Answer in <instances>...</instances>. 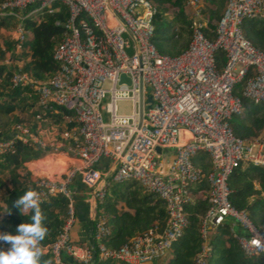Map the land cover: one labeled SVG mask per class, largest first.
Returning <instances> with one entry per match:
<instances>
[{
  "label": "built area",
  "instance_id": "obj_1",
  "mask_svg": "<svg viewBox=\"0 0 264 264\" xmlns=\"http://www.w3.org/2000/svg\"><path fill=\"white\" fill-rule=\"evenodd\" d=\"M55 4L69 12L66 33L53 56L59 71L46 82L38 81L23 70L22 60H16L11 83L13 88H31L41 112L52 105L68 112L66 122L76 127L60 131L48 126L49 134L45 127L34 134L18 124L0 139V154L12 152L20 142L63 161L60 177H32L40 197L60 194L68 201L61 233L42 251L51 253L54 264H93L96 243L101 261L155 264L183 237L189 224L187 207L207 200L209 207L199 227L202 248L195 264H208L212 240L225 224L246 255H264V229L231 205L227 185L241 165L264 169V144L238 138L230 125L231 118L243 111L234 94L243 82L248 103L264 105V52L243 33L245 21L264 18V0H228L215 24V40L204 33L208 19L202 0H186L192 36L188 48L175 58L159 54L154 47L156 9L149 0H6L0 5V17L21 21L26 13L40 22L44 15L58 12ZM31 37L22 24L16 27L15 55L23 54ZM219 50L227 59L221 69L215 61ZM5 63L12 61L7 58ZM249 74L253 76L247 79ZM120 101L130 105L128 113H119ZM200 153L210 164L206 173L194 163ZM104 162L108 165L101 167ZM76 179L89 190L94 204L104 200L111 182H138L164 202L166 226L161 230L154 225L120 248L110 249L103 242L110 235L106 218L96 210L93 241H73L69 231L77 219ZM203 182L208 191L196 189Z\"/></svg>",
  "mask_w": 264,
  "mask_h": 264
},
{
  "label": "trees",
  "instance_id": "obj_2",
  "mask_svg": "<svg viewBox=\"0 0 264 264\" xmlns=\"http://www.w3.org/2000/svg\"><path fill=\"white\" fill-rule=\"evenodd\" d=\"M6 0H0V5ZM156 9L152 18L154 36L152 42L161 55L175 58L189 46L192 36L191 18L186 13V0H149ZM208 25L204 29L206 37L216 39L215 24L221 19L228 0H204ZM58 12L47 14L40 22L27 18L23 13L20 24L32 33L25 44L22 55L14 54L15 42L11 40L0 45V139L11 134L20 124L31 133L48 126H58L60 131L76 127L74 122L67 123L70 114L55 105L47 111L37 109L38 95L29 87L13 88L11 77L15 70L14 61L22 60L24 71L29 72L38 81L50 80L60 68L53 56L58 43L66 33L65 24L69 19L66 7L55 4ZM12 16L0 17V30L9 29ZM243 33L252 45L264 52V18L247 20L243 24ZM10 58L12 63H4ZM215 61L219 69L226 65L225 53L217 51ZM253 74H249V77ZM245 82L237 86L234 94L243 104V111L230 120L235 136L241 139L258 138L264 131V105H252L243 97ZM43 154V155H42ZM46 154L24 143H17L12 152L0 154V232L14 233L18 224L27 222L14 206L17 197L26 190H39L32 182V173L27 163L45 157ZM206 173L210 169L207 159L196 161ZM229 201L238 211L247 212L252 222L264 229V169L241 165L236 168L228 180ZM197 190L208 191L203 182ZM196 190V191H197ZM40 208L47 227L46 238L41 242L42 250L55 243L67 219L68 201L60 194L40 197ZM98 215L106 218L110 235L103 241L107 248L118 249L138 234H142L154 225L162 230L168 216L164 202L148 193L138 182H111L104 200L95 203ZM209 207L207 200H200L187 207L188 227L183 237L174 243L166 258V264H195L202 248L199 227L202 217ZM95 227V224H93ZM96 258L93 264H124L117 261H101L94 244ZM70 261V260H69ZM71 264L74 263L70 261ZM40 264H54L51 253L42 251ZM77 264V263H74ZM208 264H264V255L248 256L233 237L228 224L219 228L212 240L211 256Z\"/></svg>",
  "mask_w": 264,
  "mask_h": 264
},
{
  "label": "clouds",
  "instance_id": "obj_3",
  "mask_svg": "<svg viewBox=\"0 0 264 264\" xmlns=\"http://www.w3.org/2000/svg\"><path fill=\"white\" fill-rule=\"evenodd\" d=\"M40 195L32 189L19 195L14 206L27 222L16 226L14 233L0 232V264H40L41 242L46 238L47 227L40 208Z\"/></svg>",
  "mask_w": 264,
  "mask_h": 264
},
{
  "label": "crops",
  "instance_id": "obj_4",
  "mask_svg": "<svg viewBox=\"0 0 264 264\" xmlns=\"http://www.w3.org/2000/svg\"><path fill=\"white\" fill-rule=\"evenodd\" d=\"M12 40V35H11ZM3 46V45H2ZM49 156H45L48 158ZM45 161V160H44ZM39 162V161H38ZM34 162L27 163L28 170L32 173V176L47 175L51 177H60L59 171L49 173L47 171L39 172L29 167ZM108 162H104L101 167L107 166ZM34 170V171H33ZM73 189L75 191V210H76V223L71 227L69 235L73 241L76 242H88L93 241V224H95L93 216V201L90 196L89 190L81 183L79 179H76ZM240 233V230H237ZM74 264V263H72Z\"/></svg>",
  "mask_w": 264,
  "mask_h": 264
},
{
  "label": "rangeland",
  "instance_id": "obj_5",
  "mask_svg": "<svg viewBox=\"0 0 264 264\" xmlns=\"http://www.w3.org/2000/svg\"><path fill=\"white\" fill-rule=\"evenodd\" d=\"M202 2L204 5V8H205L206 6H205L204 0H202ZM9 24H10L9 29H1L0 30V45H3V47H4L5 43H9L11 41V35L15 31L16 27H18V25L20 24V21L14 17V18H12V21L9 22ZM250 106H252V104H250ZM129 107H130V105L126 101H120L118 103V111L120 114L128 113ZM104 121L108 122L107 116H104ZM47 127H48V125H46L44 129L46 130V133L49 134L50 130ZM255 139L260 140L264 144V131L261 132L260 136L258 138H255ZM203 158L206 159V155L203 153H200L197 156V158L194 160V163L196 164V161H199L200 159H203ZM33 162H34L33 165H30L29 167H31L32 169L37 170L39 172L47 171L49 173H52V172L54 173L56 171H59V169H58V167L60 168L59 165L63 164L62 159H58L57 157H50V156L48 158H45V157L40 158V159L33 161ZM166 258H167V256H165L162 259H159L155 264H166ZM117 263H120V262H117Z\"/></svg>",
  "mask_w": 264,
  "mask_h": 264
},
{
  "label": "water",
  "instance_id": "obj_6",
  "mask_svg": "<svg viewBox=\"0 0 264 264\" xmlns=\"http://www.w3.org/2000/svg\"><path fill=\"white\" fill-rule=\"evenodd\" d=\"M128 53L131 54V49L128 50ZM123 81H127L125 77L122 78ZM139 111H140V116L142 118V115H143V90L141 89V97H140V105H139ZM157 152H161V149H157ZM93 216H94V220L96 218V205L93 204Z\"/></svg>",
  "mask_w": 264,
  "mask_h": 264
}]
</instances>
